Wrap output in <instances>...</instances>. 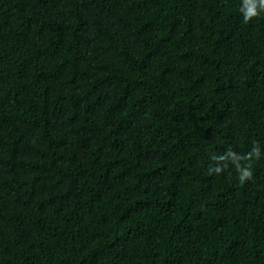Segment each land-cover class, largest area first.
<instances>
[{
    "label": "trees",
    "instance_id": "16d2710c",
    "mask_svg": "<svg viewBox=\"0 0 264 264\" xmlns=\"http://www.w3.org/2000/svg\"><path fill=\"white\" fill-rule=\"evenodd\" d=\"M241 0H0V264H264V13Z\"/></svg>",
    "mask_w": 264,
    "mask_h": 264
},
{
    "label": "clouds",
    "instance_id": "9594fccd",
    "mask_svg": "<svg viewBox=\"0 0 264 264\" xmlns=\"http://www.w3.org/2000/svg\"><path fill=\"white\" fill-rule=\"evenodd\" d=\"M242 20L245 24L264 13V0H241L239 7ZM264 157V146L254 141L250 149L239 153L232 147H228L222 154L213 155L211 159L216 161L214 165H209V172L220 174L230 166L235 169L238 181L243 184L253 178L254 172L252 162Z\"/></svg>",
    "mask_w": 264,
    "mask_h": 264
}]
</instances>
